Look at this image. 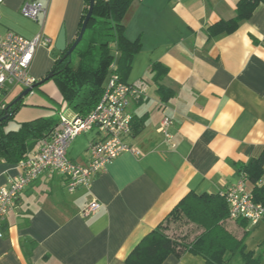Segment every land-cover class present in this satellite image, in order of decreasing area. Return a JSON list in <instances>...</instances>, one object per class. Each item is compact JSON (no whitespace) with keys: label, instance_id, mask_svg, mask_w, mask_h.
I'll return each instance as SVG.
<instances>
[{"label":"crops","instance_id":"0c3cea01","mask_svg":"<svg viewBox=\"0 0 264 264\" xmlns=\"http://www.w3.org/2000/svg\"><path fill=\"white\" fill-rule=\"evenodd\" d=\"M26 1L4 0L0 35L13 32L31 40L43 34L52 41L38 49L30 70L41 81L61 57L55 47L62 29L68 46L77 39L86 0H51L46 18L38 21L22 15ZM240 1L133 2L124 19V35L130 42L139 40L142 48L125 82L147 85L145 97L129 110V144L140 155L120 156L95 178L90 190L71 194L59 176H43L28 187L2 225L0 264H125L141 240L189 193L219 194L238 184L239 167L264 154V0L234 34L210 39L208 29L236 18ZM156 63L168 69L159 82L152 72ZM160 86L171 93L166 102ZM32 96L23 101L21 111L44 107L33 103ZM32 113L35 117L21 124L54 117L35 109ZM165 117L173 121L171 141L158 131ZM91 135L97 138L95 133L83 135L69 152L81 166L88 164L89 154L78 141ZM19 174L18 165L0 164V187ZM92 200L101 206L84 218L81 212ZM242 222L227 223L238 238ZM247 223V250L259 256L264 220ZM164 264L204 260L186 254L170 256ZM229 264L242 262L235 258Z\"/></svg>","mask_w":264,"mask_h":264},{"label":"trees","instance_id":"16d2710c","mask_svg":"<svg viewBox=\"0 0 264 264\" xmlns=\"http://www.w3.org/2000/svg\"><path fill=\"white\" fill-rule=\"evenodd\" d=\"M135 0H95L93 16L81 44L72 57L61 63L56 61L53 70L55 80L63 101L80 117L90 115L103 96L104 84L114 62V52L119 53L118 74L126 81L136 56L141 51L139 40L130 42L125 37L124 19ZM263 0H241L237 6V16L231 21H222L208 29L210 39L221 35L234 34L240 24L249 20ZM90 0L82 17L77 37L88 14ZM112 46L115 50H112ZM97 51V53H95ZM76 60V63H74ZM155 80L161 81L168 72L162 64L152 66ZM159 93L167 101L171 93L160 86ZM22 105L10 106L9 116L0 124V164L18 165L24 160L41 140L49 139L58 119L42 118L30 123H23L15 131H5L2 127L13 119ZM135 131V128H134ZM139 129H136V133ZM247 175L248 187L255 202L264 206V154L258 159L239 167V175ZM229 210L221 194L197 195L189 193L164 221L145 236L127 257L125 264H164L170 257L182 258L186 254L201 257L204 264H229L238 258L242 264H264V242L262 253L256 256L247 250L246 242L250 234L248 223L239 224L242 237L238 238L228 230ZM174 225L192 226L198 232L192 240L189 237L174 238L169 232ZM31 249L35 244L31 243ZM31 253V252H30ZM29 253V254H30ZM28 254V257H29Z\"/></svg>","mask_w":264,"mask_h":264},{"label":"built area","instance_id":"2783aa9c","mask_svg":"<svg viewBox=\"0 0 264 264\" xmlns=\"http://www.w3.org/2000/svg\"><path fill=\"white\" fill-rule=\"evenodd\" d=\"M50 2L26 1L22 15L32 21H38L41 16L46 18ZM3 3L4 0H0V7ZM43 45H52V41L43 34L31 40L13 32L0 35V119L6 114L9 116L17 88L29 90L39 82L30 75V70L38 49ZM118 61L119 53L116 51L103 96L95 110L87 117L60 114L52 136L38 142L30 155L18 164L20 174L7 186L0 187V238L4 237L2 225L17 208L22 194L43 176H59L66 190L72 194L90 190L95 178L105 173L120 156L126 153L140 155L129 144L133 134V116L129 110L134 102H140L145 97L147 85L144 82L128 84L122 81L117 71ZM172 125V119L165 117L158 130L170 141L173 139L170 133ZM91 133H95L97 138L89 143L88 164L81 166L70 158L69 152L79 137ZM220 194L227 203L230 220L247 221L251 225L264 220V206L255 202L248 187L247 175L242 174L237 185ZM100 206L97 200H92L81 215L87 218Z\"/></svg>","mask_w":264,"mask_h":264},{"label":"rangeland","instance_id":"374dc122","mask_svg":"<svg viewBox=\"0 0 264 264\" xmlns=\"http://www.w3.org/2000/svg\"><path fill=\"white\" fill-rule=\"evenodd\" d=\"M112 50H115L114 46H112ZM95 53H97V51H95ZM74 63H76V60H74ZM34 77L37 76L34 75ZM23 92L24 91L22 88H17L14 92L13 98L18 97ZM32 95L35 96L33 103L37 101L39 104L43 105L44 107L43 108H36L31 106L22 107V111L20 109L15 115V117L13 119L8 120L6 124L2 127L6 132L15 131L20 127L22 121H25L27 119L30 120L33 119L35 117V113H32L34 109L36 110V112L44 115L45 117H49V115H53L54 118L56 119L59 118L60 114H63L66 117H72L74 115L72 110L63 101L60 92L57 88L56 82L53 79L45 83L44 85H41L40 87L36 88ZM25 99L26 101H29L30 97L28 96ZM93 137L94 135H91L88 138L84 137L80 139L78 141L79 145L81 144L80 147L82 148L85 147L86 150V148L89 146V142L92 140ZM197 234L198 232L195 230L194 227L187 225H181V226L174 225V227L169 232V236L171 237L183 238L188 236L189 240L195 238Z\"/></svg>","mask_w":264,"mask_h":264},{"label":"water","instance_id":"95a60500","mask_svg":"<svg viewBox=\"0 0 264 264\" xmlns=\"http://www.w3.org/2000/svg\"><path fill=\"white\" fill-rule=\"evenodd\" d=\"M94 7H95V0H90L89 11H88V14L85 18L83 27L80 31L79 36L77 37V39L75 40V42L71 46H68L67 34H66L65 29L64 28L62 29V31L59 35V38L57 40L56 47H55L57 52H59L61 55L64 54L63 58L61 59V63H63L66 59L72 57L74 51L77 49V47L83 41V38L85 36V33H86L88 25H89V22L93 16ZM55 76H56V71L52 70L45 79L39 81L32 89L25 90L16 100H14L11 103L10 106L22 105L25 98L30 96V94L32 93L33 90L40 87L41 85H44L45 83L49 82L50 80L54 79ZM7 118H8V114H6L3 118L0 119V124H2L4 121H6Z\"/></svg>","mask_w":264,"mask_h":264}]
</instances>
